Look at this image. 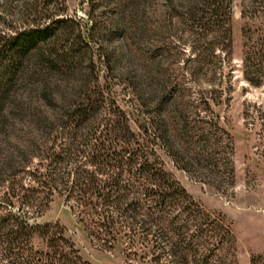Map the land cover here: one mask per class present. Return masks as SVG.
<instances>
[{
	"label": "rangeland",
	"instance_id": "374dc122",
	"mask_svg": "<svg viewBox=\"0 0 264 264\" xmlns=\"http://www.w3.org/2000/svg\"><path fill=\"white\" fill-rule=\"evenodd\" d=\"M192 2L150 0L145 14L132 16L128 0H0V33L12 34L51 15L74 18L79 24L76 33H82L77 41L68 43L63 37L45 44L47 49H59L76 43L80 52L74 65L46 71L43 77L34 75L13 87L20 106L9 112L5 132L0 131V160L13 159L18 172L13 179L25 188L32 185L26 172L46 163L53 145L59 150L65 127L70 125L65 117L69 103L79 101L83 92H99L107 101L95 122L109 117L114 102V108L125 114L128 126L142 138L143 126L159 101L146 100L141 92L150 83L151 73L155 74L154 63L159 62L168 103H176L169 107L170 115L181 122L178 142L182 145L202 132H215L206 123L214 118L218 136L223 138L219 150L229 152L230 162L222 160L220 167L213 168L201 161L187 170L181 155L175 158L160 146L157 154L196 202L224 215L231 224L235 245L228 246L222 257L228 263L264 264V134L258 115V106L264 105V81L250 83L245 68L248 51L264 43V12L259 5L249 9L248 0H232L230 54L225 56L228 49L220 34L216 55L211 57L206 48L213 35L199 40L196 32L202 30H195L187 16ZM96 23L102 25L95 27ZM196 59L200 62L195 63ZM194 64L202 67L196 75L189 69ZM42 78L48 79V88L40 94L37 86ZM10 176L11 171L0 167V196L11 182L3 178ZM3 210L0 207V213ZM36 217L40 223L63 226L89 264H142V259L130 254L128 228H122L114 247H109L90 235L63 196H53ZM140 248L138 242L133 250Z\"/></svg>",
	"mask_w": 264,
	"mask_h": 264
},
{
	"label": "trees",
	"instance_id": "16d2710c",
	"mask_svg": "<svg viewBox=\"0 0 264 264\" xmlns=\"http://www.w3.org/2000/svg\"><path fill=\"white\" fill-rule=\"evenodd\" d=\"M191 1L187 16L195 30H202L196 32L199 40L213 35L206 53L216 55V42L221 34L228 49L225 56L229 55L232 0ZM248 1L249 9L259 5L264 12V0ZM149 2L128 0V13L145 14ZM45 20L42 22L41 18L12 34L0 33L1 132L9 112L18 104L13 87L34 75L43 77L46 71L74 65L80 52L76 43L59 49L45 47L53 38L64 37L68 43L80 40L82 33L75 30L78 21L57 15ZM100 25L96 23L95 27ZM245 63L250 83L258 85L264 81V43L248 51ZM191 66L188 68L194 75L202 69L198 64ZM154 71L141 95L159 102L157 109L149 113L142 138L128 126L125 114L114 108V102L110 101L109 117L101 125L95 122L107 101L99 92L92 95L83 92L79 101L69 103L65 117L70 125L65 127V140L59 150L53 145L47 164L41 162L39 167L26 172L32 185L25 188L13 179L18 173L13 169V159L5 155L8 158L0 160L2 170L11 171L9 178H3L11 182L0 196V207L4 209L0 213V264H89L63 226L37 221L36 215L55 195L65 197L90 235L109 247H114L122 228H128L130 254L142 259V264H234L222 257L228 246L235 245L231 224L224 215L209 212L196 202L165 169L157 154L160 146L175 158L181 155L180 161L187 170L201 161L213 168L220 167L222 160L228 164L229 152L219 150L223 138L218 136V124L214 118L206 121L216 128L215 132H202L196 140L181 145L178 142L182 138L181 122L169 110L176 103L174 100L168 103L164 70L159 62L154 63ZM47 80L42 78V84L37 86L40 94L47 90ZM258 115L264 134V105L258 106ZM200 155L202 160H198ZM138 242L141 248L133 250Z\"/></svg>",
	"mask_w": 264,
	"mask_h": 264
}]
</instances>
